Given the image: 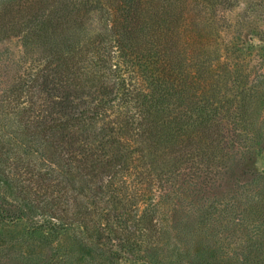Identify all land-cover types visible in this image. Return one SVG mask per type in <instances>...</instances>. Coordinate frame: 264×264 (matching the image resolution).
Instances as JSON below:
<instances>
[{"label":"trees","instance_id":"obj_1","mask_svg":"<svg viewBox=\"0 0 264 264\" xmlns=\"http://www.w3.org/2000/svg\"><path fill=\"white\" fill-rule=\"evenodd\" d=\"M220 1L229 4L0 0V46L18 42L0 78V177L10 196L0 224L43 240L37 252H3L0 264H88L74 246L58 250L65 236L104 250V264H162L172 234L166 207L185 211L200 231L251 227L245 246L237 236L228 261L214 260L264 264V202L255 207L253 196L248 212L235 189L221 208L205 196L228 168L244 165L252 142L242 133L251 94L230 91V44L216 38ZM34 154L44 170L30 163Z\"/></svg>","mask_w":264,"mask_h":264},{"label":"rangeland","instance_id":"obj_2","mask_svg":"<svg viewBox=\"0 0 264 264\" xmlns=\"http://www.w3.org/2000/svg\"><path fill=\"white\" fill-rule=\"evenodd\" d=\"M216 7V38L220 46L225 41L229 42L231 48L230 62L236 68L235 73L237 74L230 78L232 83V90L230 91L232 94L250 93L252 97L250 101L252 110L247 119V123L249 122L250 125L247 126L246 123L245 129L247 131L242 132L243 134H248L252 142H250V149L241 154V158L244 159V165L238 169L231 167L232 173L230 168H228L224 174H221V183L216 188L210 189L214 192L205 193V196L210 201L215 199L221 208L232 202L230 195L232 194V189H235L237 207L249 212V202L253 203V196L257 198L255 207H261V203L264 202V0H229V4L220 1ZM17 47L18 42L15 41L0 46V54L2 53L0 78L2 80H6L4 77L9 73L6 68L8 65L7 57L15 52ZM236 96V98H239V95ZM236 104L238 107L239 102L237 101ZM223 122L226 128H234L229 125L231 121L228 117H224ZM231 132L229 136H234V130ZM236 136L238 134H235ZM259 136L261 137L259 138ZM239 138L241 141L244 136L241 137L240 134ZM30 157L28 159H30L31 164L41 167V170L46 168L47 163L39 156L34 154ZM231 177L237 178L236 184L233 183L234 180ZM9 199L8 189L5 188L4 182L0 177V203L1 200L9 201ZM178 202L185 205L188 201L184 197H180ZM161 211H163V215L161 214L164 219L163 222L167 224L169 220L170 232L172 233L169 234L167 232L164 234L165 238H168V245L166 250L159 252L157 255V258L163 259L162 264H183V258L177 256L175 259L176 256L174 255L178 251L174 242L183 245L187 256L185 257L183 253L182 255L186 258L187 264H204L207 255H212L213 260L219 257L227 260L225 255L228 252L227 248H233V244L237 243V236L241 237L238 248L239 246H245L246 241L244 240L254 237L251 227L247 225L238 228L237 225L232 224L226 232L222 230L200 231L198 230L200 228L195 224V220L189 217V214L185 211L169 213L168 211L170 210L167 207L162 208ZM220 216L222 218L223 214ZM253 220L256 222L261 221L260 217ZM71 239L69 236L59 238L61 246L58 247V250H71L70 246H74L75 251H73V254L81 262L104 264V250L90 251L74 243ZM55 240V237L48 238L50 242ZM42 242V238H27L21 227H10L0 224V255L3 252L10 253L11 251H14V254L19 251L37 252L41 250L40 245ZM42 251H44L45 255L51 252L46 247H43ZM236 253H240V250L236 251ZM127 257L133 258L132 256ZM31 261L29 260L27 264H31ZM227 261L224 264H231ZM32 264L38 263L32 262ZM127 264L145 263L136 260ZM212 264L217 263L214 260Z\"/></svg>","mask_w":264,"mask_h":264}]
</instances>
